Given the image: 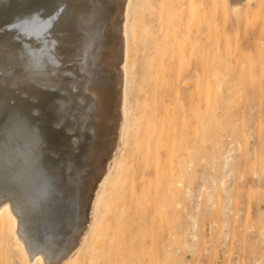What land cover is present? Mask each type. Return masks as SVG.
Masks as SVG:
<instances>
[{
    "label": "rangeland",
    "instance_id": "374dc122",
    "mask_svg": "<svg viewBox=\"0 0 264 264\" xmlns=\"http://www.w3.org/2000/svg\"><path fill=\"white\" fill-rule=\"evenodd\" d=\"M138 1L144 38L134 43L126 119L124 0H113L72 129L54 87L0 89V197L13 199L31 251L52 261L80 237L100 190L77 264H264V0L237 9L231 0ZM36 2L0 0V25L27 20ZM4 233L0 264H33Z\"/></svg>",
    "mask_w": 264,
    "mask_h": 264
},
{
    "label": "bare ground",
    "instance_id": "6f19581e",
    "mask_svg": "<svg viewBox=\"0 0 264 264\" xmlns=\"http://www.w3.org/2000/svg\"><path fill=\"white\" fill-rule=\"evenodd\" d=\"M231 1L234 7H236L234 9L240 7L243 2V0ZM112 3L113 0H37L36 5L32 6L34 8L27 20L26 18L25 20L18 19L14 23L11 22V25H8L10 22L5 23V25H0V89L14 81H22L23 85L24 83H28L43 88L54 87L61 94L60 99L59 95H57L59 100L56 103L60 122L69 129H72L70 117L80 102L82 96L81 90L87 89L95 81L96 63L104 44L103 33L104 30L110 28L114 14ZM142 7L143 4L138 0H124L121 27L120 29L118 28L121 32L118 31L119 34H122L119 50L121 52L118 51L120 53L119 61L121 68L117 79L120 91V95H118L120 97L119 110L123 114L122 117L119 116L121 119L124 117L126 119V116H128L127 95L129 93L127 94V90L129 89L127 88H129V85L127 86V82L129 79L128 76L131 75L129 70L131 59L134 56V51H136L134 43L144 38ZM14 16L13 14L12 17ZM15 19H17V16ZM133 39H136V41ZM111 62L116 63L113 60ZM9 89H7L8 92H10ZM14 90L16 91V89ZM36 96L38 97V95ZM35 97L33 98L35 99ZM17 120L19 119L17 118ZM124 125L126 126V124ZM125 126L123 127L125 128ZM24 133L26 132L24 131ZM72 141L74 142V140ZM103 168L102 166L100 167L102 172ZM110 170L106 171L105 176L103 174L104 178L101 181V187L106 183L111 173ZM101 200L102 193L98 190L93 202L91 220L80 230V237L75 242L72 239V247L70 246L71 248L58 261H52L48 253L42 249L31 251L28 240L21 231V219L18 210L15 208L13 199L10 196L0 197V237L3 238L5 230L11 231L17 245L33 264H62L64 262L77 264L78 257L83 251V243L87 240L88 232L94 224L97 207ZM49 209L52 208L49 207Z\"/></svg>",
    "mask_w": 264,
    "mask_h": 264
}]
</instances>
